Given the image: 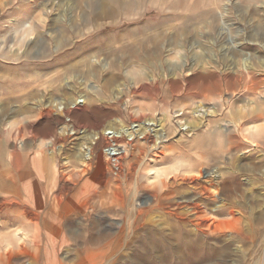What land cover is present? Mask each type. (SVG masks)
<instances>
[{"label":"rangeland","instance_id":"obj_1","mask_svg":"<svg viewBox=\"0 0 264 264\" xmlns=\"http://www.w3.org/2000/svg\"><path fill=\"white\" fill-rule=\"evenodd\" d=\"M184 60L201 76L173 84L170 64ZM59 99L65 114L50 105ZM148 120L155 150L126 136L119 155L103 136L92 162L76 158L91 132ZM22 154L32 191L41 171L70 189L41 224L14 209L30 178L7 158L17 171ZM198 160L215 177V233L171 213ZM0 173L16 181L0 190V264H189L192 244L193 264H264V0H0ZM48 218L61 226L54 249L40 233ZM66 223L74 234L60 235Z\"/></svg>","mask_w":264,"mask_h":264},{"label":"bare ground","instance_id":"obj_2","mask_svg":"<svg viewBox=\"0 0 264 264\" xmlns=\"http://www.w3.org/2000/svg\"><path fill=\"white\" fill-rule=\"evenodd\" d=\"M170 65L173 68L172 77H171V82L173 84H176L178 79H185L187 78V76H192V75L193 76L190 77L188 81L197 82V79L201 76L200 74H194L193 67H184L185 60L182 61V63L180 64L174 65L173 63H171ZM248 67H249V60L248 57L246 56L242 59V68L246 69ZM79 97L80 100L78 101L77 98H73L75 104H79L80 102L86 101L85 95L81 94L79 95ZM50 105L55 107V109L58 110L60 114L66 113L67 107H66V103H63V100L59 99L56 102H51ZM198 111L199 110H197V108L193 109V114L197 113ZM167 118L169 122H173L170 116ZM57 122L60 123L61 119L57 120ZM158 124H161V122H159ZM178 124L181 130L189 129V122H187L186 125H184V122ZM134 126L137 127L135 129L132 128L131 130H128V128H123V127L117 129L115 127L113 128L110 126L111 129L108 132H105L107 130L106 128L101 131L91 132V136L89 139L90 141L88 140V142H85L84 144L83 142L81 143L83 144V147H80L79 153L77 154L76 158L82 161L81 164H89L90 162H92L95 157L94 147L92 146V144H94L96 139H99L100 137L103 136L106 139V146L108 147H111V143H114V145L119 144V141L122 137L130 136V139H128L129 141H132L134 137H139L143 141L150 143L151 151L155 150V147H157L156 140L161 137L158 135L156 129L154 132L155 125L150 123V121L148 120L147 123L145 121L138 122V124H135ZM60 131L62 135H65L68 131V126L67 125L61 126ZM109 134L110 136L108 137L107 135ZM129 141L122 143L125 147L123 149L124 152L118 151L117 154L120 155V153L121 154L126 153V151L128 150L127 148H129L132 145V143ZM122 144L120 143L119 146H122ZM111 150H115V149L111 148ZM110 154H115V153H110ZM119 158H115V160L116 159L118 160ZM118 163L119 161H117V163L115 164ZM202 165H203L202 162L198 160V161H191L187 164V166L184 167L188 172H197V174H199L201 173L203 167ZM197 174H191L188 176L185 175L181 178V180H183L184 182L189 183V188L192 189V191L182 194L179 197V199H176L173 202L171 213L182 222L192 223L195 226V228L199 231L201 230L207 233H215L216 225L213 222L208 223L211 218L207 217V212L209 211L208 206L212 203H215V199L217 198L215 195L216 191L215 192L211 191V187H214L213 181L215 177L212 175V173H208V172H206V175H204V177L200 176V174L199 175ZM190 248H191L190 257L192 259L189 264H193L197 249L193 246V244L190 246Z\"/></svg>","mask_w":264,"mask_h":264},{"label":"crops","instance_id":"obj_3","mask_svg":"<svg viewBox=\"0 0 264 264\" xmlns=\"http://www.w3.org/2000/svg\"><path fill=\"white\" fill-rule=\"evenodd\" d=\"M25 155L22 154V159L23 160V165L20 167H17V171H14V167H13V163L10 162L9 158H7L8 160V165H11L10 167H6V169L10 170V173H13L15 175V177H21V179L24 181V176L25 178H30L29 179V185L27 187H25V190L23 188V192H20L21 194L23 193V195H21V197L23 199L25 198H29L30 197V201H32V203L30 202H26L24 201L20 196L18 197V199L14 202L15 204V208L16 210H21L23 212V215H24V212H28L30 211V214L33 216L34 218V221L33 223L36 225L37 223L41 224V221H42V215L48 213L49 211L48 210H51L49 208H54L55 206L51 204V197H53V195L55 194V196L57 197H62V201H64V204H65V200H66V197L68 195V192L70 191L69 187L67 186V184L65 183V181L62 179V178H59V176L56 174V177L54 179V175H53V182L51 183V173H46V175H44V172L41 171V175L38 177V182L40 183L41 179V191L39 190V192L37 190H34L32 191L31 190V187H32V182H33V175L31 172H28L27 169H28V165H27V160L26 158L24 157ZM38 158V156H37ZM31 159V157H30ZM42 165V164H41ZM2 176V177H1ZM46 177H48V179H46ZM0 183H3V185L0 186V190L2 192H7L5 190L11 188V187H16V181L14 179H3V175L2 173H0ZM40 179V180H39ZM55 180V181H54ZM67 182V181H66ZM12 188V189H14ZM67 188V190H66ZM31 193H33L32 195H30ZM65 195V196H64ZM64 196V198H63ZM80 199V198H79ZM78 204L79 205H76V207H79V208H82V205H83V202L82 201H78ZM82 204V205H81ZM61 205V204H60ZM23 208V209H22ZM41 208H44V212L43 214L40 213V211L38 209H41ZM63 208H65V205L62 207L60 206L59 209L62 210ZM35 219H39L38 221H36ZM50 220L49 224H53V226H55L54 228H51V227H46L42 229V232H40L43 236H44V239H45V246L47 244V246L49 248H52L53 245L51 242H53V240L55 238H57V235L55 233V229L57 227H61L58 225V223L56 222H53L51 220V218H48ZM71 224V223H70ZM22 225V224H21ZM52 226V225H51ZM68 226V228H66ZM32 229V228H31ZM72 229V225L69 226V224H65V228L64 226H62V232H60V235H62V233L66 230V232H68L69 230ZM34 230V229H33ZM71 232L74 234V230H71ZM18 236L19 233H18ZM59 236V235H58ZM83 242H85L88 246L90 245H98L100 243H103L105 240H101L99 235H98V238L97 237H90V238H84L82 240ZM54 249V247H53ZM83 249H87V248H84ZM10 251V250H9ZM12 252V251H11ZM48 254L47 256L49 255V252L46 251ZM83 252V251H82ZM82 252L80 254H82ZM88 252V250H87ZM46 255V253H45Z\"/></svg>","mask_w":264,"mask_h":264}]
</instances>
